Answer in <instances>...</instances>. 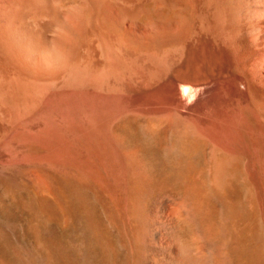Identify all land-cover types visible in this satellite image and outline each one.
I'll return each instance as SVG.
<instances>
[{"label": "bare ground", "instance_id": "obj_1", "mask_svg": "<svg viewBox=\"0 0 264 264\" xmlns=\"http://www.w3.org/2000/svg\"><path fill=\"white\" fill-rule=\"evenodd\" d=\"M0 177L81 215L83 264H264V0H0Z\"/></svg>", "mask_w": 264, "mask_h": 264}, {"label": "rangeland", "instance_id": "obj_2", "mask_svg": "<svg viewBox=\"0 0 264 264\" xmlns=\"http://www.w3.org/2000/svg\"><path fill=\"white\" fill-rule=\"evenodd\" d=\"M158 163L160 165L157 167L153 188L141 199L142 216H139V220L142 223L155 218L158 212L161 213L159 217L166 218V215L176 208L181 195L175 176H171L169 171L166 172L168 166L160 161ZM166 164L169 165L168 162ZM0 178V264H83V252L87 246L94 251L98 250V246L90 238L84 241L80 214H76L71 223L65 221L59 213L61 217L50 218L39 209L36 199H33L34 194L27 185L15 184L10 180L6 182L5 177ZM58 195L61 196L59 192ZM87 201L94 207L100 221L109 229L110 237L116 245L118 259L124 258L127 249L119 238L118 229L106 219V200L97 201L91 192L87 195ZM149 224L152 222L149 221ZM191 226L184 220L182 230L188 238H193L196 232L195 227ZM159 235L165 238V234ZM204 239L202 238L201 244L203 242L202 248L206 255L209 254L210 240ZM90 259L92 260V257Z\"/></svg>", "mask_w": 264, "mask_h": 264}]
</instances>
